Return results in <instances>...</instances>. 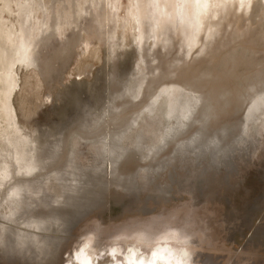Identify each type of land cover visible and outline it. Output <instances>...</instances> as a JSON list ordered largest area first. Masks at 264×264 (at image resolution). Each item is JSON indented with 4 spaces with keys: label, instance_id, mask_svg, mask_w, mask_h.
Here are the masks:
<instances>
[{
    "label": "rangeland",
    "instance_id": "obj_1",
    "mask_svg": "<svg viewBox=\"0 0 264 264\" xmlns=\"http://www.w3.org/2000/svg\"><path fill=\"white\" fill-rule=\"evenodd\" d=\"M16 1L24 0H13L15 12L6 17L18 25ZM37 1L33 18L42 20ZM41 1L50 27L36 39L35 62L15 64L11 95L19 126L38 138L39 170L53 171L51 182L36 171L46 187L54 185L45 190L52 197L33 199L51 202L60 193L63 201L75 190L73 169L85 178L83 193L97 197L71 209L64 228L43 244L47 255H34L44 249L33 241L20 249L0 245V264L38 255L35 264H77L71 253L82 244L94 256L132 244L148 257L168 244L184 249L187 264H264V108H254L264 95V0H255L254 14L232 2L217 17L209 13L202 28H184L176 11L166 35L157 0L141 7L140 22L131 16L136 0ZM171 83L196 90L190 103L200 100L172 139L178 113H166ZM59 174L68 179L65 191L55 182ZM39 201L23 211L41 209ZM7 202L3 212L15 198ZM100 260L94 264L113 263L107 254Z\"/></svg>",
    "mask_w": 264,
    "mask_h": 264
},
{
    "label": "bare ground",
    "instance_id": "obj_2",
    "mask_svg": "<svg viewBox=\"0 0 264 264\" xmlns=\"http://www.w3.org/2000/svg\"><path fill=\"white\" fill-rule=\"evenodd\" d=\"M136 1L137 2L135 4V9H133V11L131 12V16L137 22V20H139L140 17L143 16L140 11L141 7L143 9V7L146 6L147 2L149 5V1L148 0H136ZM12 2L13 0H0V121L1 122L4 121L6 123L5 127L0 129V141L5 142V144L3 143L4 145L0 143V245H3L5 248L6 247L14 248L16 245H18V249H20L19 247L20 244L21 245L27 244L26 242H29V245H30L31 244L30 242L33 241L36 244L35 245L32 242L34 244L33 246L34 249L41 248L40 249L41 251H43L42 249H44L43 253L37 252L36 250L35 252L31 250L33 254L35 255L39 253V254L47 255L48 249H46L47 247L45 248V245L43 244H46L48 240H50L51 237L53 236V233L55 234V232L59 231L60 228L64 226L62 225L63 222L61 221L66 218L67 214L70 213L72 208H76L77 206L79 207V205L81 206L83 202H86L84 200H90L92 194H94L95 196L96 194L93 193L92 191H87V193L86 192L83 193V188H84L83 185H86V184H83L85 181V178L84 176H82L83 174L79 175L78 173H76V170L73 169L74 174L71 176H73L72 180H76L75 181L76 183L75 182H72V183L73 184L75 183L76 186H75V190L72 193H69V192L66 193L63 201H59L60 197L58 198V195L60 193L59 194L56 193V195L53 196L55 197V199L52 198L51 202H45L44 199H43V202L42 200L40 201L38 200L39 204L37 207L39 208L40 207L39 205H42L40 204V202H42L44 203L46 209L44 208L42 209V207L44 206L43 205L41 209H34L35 211L38 210L36 212H34V210L33 211L30 210V213L32 212L31 214L26 213V211L29 210V209L26 210L27 208L26 209L24 208L26 204H27V207L29 206L30 208L31 207L30 204L32 205V203H34V205H36V203H38L37 200L33 199L34 197L42 196V198H44L46 196L47 198V193L45 190L46 189L51 190L52 187L54 186L52 184L53 186H51V188H49V186L46 187L47 182H44L41 180V179H45L44 178L45 175H46V178L48 175L53 176L52 174L53 171L49 170L51 173L48 174L49 171L47 170L48 171L47 172L45 170V169H50L53 164L51 163L52 165H49L51 167L48 166L49 168L48 167L45 168L47 165L45 163V166H44L45 169H43L47 172V173L43 172V173H46L45 175L42 173L41 170H39L41 167H43L44 164H41L39 162L38 157L36 158V152H38V150L40 149H36V152H35V146L37 147V145H34V143H36V140L38 138L36 139L34 137V139H36L34 141V139H32L31 137L32 134L30 135L28 132H25L19 126L17 117L15 113L13 112L11 95L16 85H18L16 82V76H15L16 72L14 71L15 69L14 66L18 62H24L26 64L28 63L29 65L30 64L32 65L35 62V59L32 58V55L34 52V46L36 45V39L39 38V35L40 34L42 35L48 29V27H50L49 26L50 22L48 25L49 14L46 13L47 8L44 2H42L41 0L37 1L36 9L42 10V13L44 14L43 19L38 20L37 19L38 17H35L36 19L33 18V13L35 11L34 0H24L23 2L16 1V5L18 6L17 16H18L19 24L18 25L15 24L12 20L6 17V13L9 15H12L15 12V10L13 9ZM232 2L236 3L235 6L237 4L239 6H242L244 10L249 9L250 10L249 12L251 14L255 13L254 11L256 10L255 0H159V1L157 0L155 15L159 19L158 23L160 22L159 32L164 35L168 34L169 28L172 23V21L170 20V16H172L176 11H178V14L180 13L181 14L180 16L182 17V19L185 20L184 25H183L184 28L191 29L192 25H195L198 28H202V26L206 22L205 17L207 15L209 16V18L211 17L209 13L217 17L219 10L225 9L227 5H231ZM96 3H97V0H96ZM154 8H153V11L155 10ZM72 18L74 19V17ZM119 19H122V18L120 17ZM71 20L68 19L70 23H71ZM178 20L179 19H177V21ZM217 27H218V22H213L211 24V27L208 28L209 31L208 29L205 30L206 32L207 31L209 32L208 38L212 36L213 30H217ZM147 31L148 30H146V32ZM153 33H156V32H153ZM184 36H186V34ZM36 61H38V59ZM181 85L180 83L179 84L171 83L167 85L166 90L168 91L164 90L170 93L169 98L166 102L167 103L166 113L169 115H172V114L175 115L176 112L178 113L176 114L178 117L177 124L176 126L174 125V127L172 128L173 129L172 134L171 133L169 134L171 139L173 138V136L181 133L185 129V127L189 125L190 121L194 119L193 114L196 113V111L194 112V110H196V107H198V104L200 103L199 98H196V102H194L193 104L190 103L189 101L192 98H195L193 97V94L196 90L193 91V93H190L184 88L188 86L183 85L184 86L183 87ZM139 91L140 90H138V92ZM263 96L257 99L255 103V107L253 106L255 109L264 108V97ZM156 100H157V97L156 99L152 101V103L148 105L150 111L153 110ZM169 140L170 139L166 138V142H168ZM8 145L12 146L14 150L13 149L11 150L10 148H8L10 147ZM109 149L113 150L114 145L110 146ZM111 150L109 151L111 152ZM38 154H40V152ZM42 159L43 158H41V160ZM44 159H45V156H44ZM46 159L48 162L50 161V159L49 160L48 158ZM15 163L17 164V166L15 165ZM53 163H55V161ZM37 170L40 171L44 175L43 178L38 177L39 174L36 175ZM20 173H21V177H17V175L18 174L20 175ZM47 179L48 180L46 179L45 180L48 182H51L49 180V177ZM55 180H56L55 182H57L62 187L61 190L64 189L63 191H65L66 186L63 185V181L64 180L68 181V179H64V177L62 175L60 176L59 174V176H57ZM89 183H88V186H89ZM48 184H51V183H48ZM91 186H93V184ZM91 186L88 187L89 190L92 188ZM17 188H20L21 191L15 195L14 191ZM40 193L42 194L40 195ZM51 197H52L51 195L48 196V198H51ZM13 198H15V202H12L13 207H11V209L8 212H3L2 210L4 209L2 208L4 207V203L6 202V204H8L7 200L13 199ZM42 198H38V199H42ZM33 201H37V202L35 203ZM8 207H10L9 204H8ZM32 207H35V206H32ZM23 209L26 211H23ZM58 235H61V234H58ZM53 241H54V238H53ZM48 244L49 242L46 245ZM50 244L52 245L51 241H50ZM25 246L27 248V245H23V247ZM36 246L37 248H35ZM48 248L50 249V247ZM14 251H15L14 255L17 258L16 254L18 250L16 249ZM108 251H111V252L109 253ZM183 251H184L183 248L180 251L179 247L170 246L168 244H163L161 245V247L153 248L149 256L146 257L145 255H143V253L139 252L138 249L132 244L126 247L122 246V244H115L111 246L109 249L107 248V250L102 249V252L100 251L97 255L94 256L90 252L87 251L86 245L82 244L80 247H77L74 249V251L71 253V256L73 257V259L76 260L75 262H77V264H94V261H96V259H98V262L101 263L100 259L106 254L109 257L112 256L113 263H104V264H114V262L115 264H157L159 260L161 261L163 260L164 262L166 261L167 264H187L189 261L187 260L185 252ZM22 252L24 253L23 250ZM28 252L30 251L28 250ZM44 252H46L47 254H45ZM6 253H8V251H6ZM27 254L26 256H28ZM38 256L41 257L40 255ZM38 256L36 257L33 256L32 258L31 257H28V258L21 257L23 259L18 260L19 259L18 258L17 261L14 260V262L16 261L17 264H35V260H33V258H38ZM13 258L16 259L14 256ZM8 259L10 260V258ZM71 264H74V263H71Z\"/></svg>",
    "mask_w": 264,
    "mask_h": 264
}]
</instances>
